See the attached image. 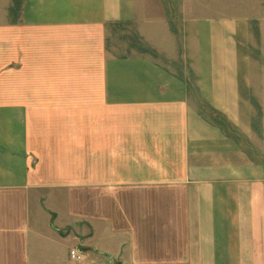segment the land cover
<instances>
[{
    "label": "crops",
    "instance_id": "0c3cea01",
    "mask_svg": "<svg viewBox=\"0 0 264 264\" xmlns=\"http://www.w3.org/2000/svg\"><path fill=\"white\" fill-rule=\"evenodd\" d=\"M262 24L259 0H0V264H264Z\"/></svg>",
    "mask_w": 264,
    "mask_h": 264
},
{
    "label": "rangeland",
    "instance_id": "374dc122",
    "mask_svg": "<svg viewBox=\"0 0 264 264\" xmlns=\"http://www.w3.org/2000/svg\"><path fill=\"white\" fill-rule=\"evenodd\" d=\"M260 1V13H262V17H264V0H259ZM262 31L264 30V25H261ZM193 79L195 81V77L193 76ZM77 249L78 253L81 255L82 262L78 261L77 259H74L78 264H84L85 262V252L81 250L79 247H75L72 250ZM71 252V251H70Z\"/></svg>",
    "mask_w": 264,
    "mask_h": 264
},
{
    "label": "built area",
    "instance_id": "2783aa9c",
    "mask_svg": "<svg viewBox=\"0 0 264 264\" xmlns=\"http://www.w3.org/2000/svg\"><path fill=\"white\" fill-rule=\"evenodd\" d=\"M70 256L72 259H77L80 263L82 262L81 255L78 253L77 249L71 250Z\"/></svg>",
    "mask_w": 264,
    "mask_h": 264
}]
</instances>
